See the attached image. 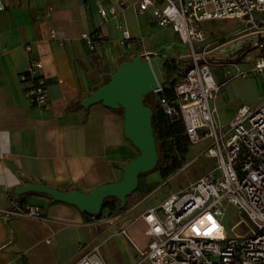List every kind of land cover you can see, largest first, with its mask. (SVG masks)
I'll return each mask as SVG.
<instances>
[{
  "label": "crops",
  "instance_id": "1",
  "mask_svg": "<svg viewBox=\"0 0 264 264\" xmlns=\"http://www.w3.org/2000/svg\"><path fill=\"white\" fill-rule=\"evenodd\" d=\"M2 2L5 8L0 11V264H73L95 247L107 264H135L137 251L132 242L143 249L150 239L143 214L155 208L163 196L150 200V196L141 197L140 191H134L127 196L124 208L118 212L110 210L108 219L95 222L85 220V212L76 205L28 190L21 192L20 199L42 207L43 218L25 216L7 221L3 219V210L11 196L27 183L91 191L97 185L121 180L120 166L137 152L124 134L121 110L102 102L84 107L80 101L107 82L122 59H133L139 51L159 48L168 51L170 58L178 59L184 54V45L170 28L156 27L149 22L148 14L130 9L124 13L131 43L121 44L114 21H104L98 14L99 5L106 0ZM48 6L52 7L51 15L45 16ZM93 30H101L106 38L101 47L91 52L82 34ZM176 41L184 51L172 56ZM256 54V49L245 53L231 45L218 51L224 59H242L245 64ZM166 57L159 52L152 58L155 72ZM34 58L42 61L40 73L47 83L49 110L28 102L20 77ZM233 83L235 80L227 82L222 92L230 104L226 108L221 106L222 95L218 100V113L224 112V116L220 113L221 120L231 118L240 106L232 99L236 90ZM258 92L255 104L264 98V91ZM76 102L80 107L67 110ZM121 227L132 242L119 232Z\"/></svg>",
  "mask_w": 264,
  "mask_h": 264
},
{
  "label": "built area",
  "instance_id": "2",
  "mask_svg": "<svg viewBox=\"0 0 264 264\" xmlns=\"http://www.w3.org/2000/svg\"><path fill=\"white\" fill-rule=\"evenodd\" d=\"M4 8L0 0V11ZM127 9L148 14L152 25L170 28L184 45L186 53L174 59L180 75L167 86L169 95L159 82L152 94L167 124L179 123L190 143L204 145L199 154L214 163L197 180L171 190L143 214L150 237L143 249L132 242L124 227L119 229L136 248L135 264H264V98L256 104H241L227 122L218 113V100L227 82L253 76L264 81V0H106L99 5L98 14L104 21H114L119 41L126 46L132 39L124 13ZM51 10L45 8L44 15L50 16ZM227 19L241 25L237 36L224 45L212 46L203 22ZM51 35L55 37L54 30ZM105 38L101 30L82 34L91 52L101 47ZM229 45L238 50L255 48L257 54L247 64L242 59L220 57L219 48ZM138 53L150 64L159 54ZM212 67L221 70L223 80L215 78ZM41 69L42 61L31 59L20 77L28 102L49 110ZM167 182L166 178L163 185ZM20 198L21 194L11 196L3 210L4 220L43 218L42 207ZM230 205L236 214L248 217L251 226L247 233L235 230L247 224L241 219L227 229L225 216ZM109 212V208L98 214L85 211V220L108 219ZM73 264L107 263L95 247Z\"/></svg>",
  "mask_w": 264,
  "mask_h": 264
},
{
  "label": "water",
  "instance_id": "3",
  "mask_svg": "<svg viewBox=\"0 0 264 264\" xmlns=\"http://www.w3.org/2000/svg\"><path fill=\"white\" fill-rule=\"evenodd\" d=\"M157 83L156 73L150 62L137 53L133 59L123 60L107 82L97 86L94 92L80 101L84 107L102 102L107 107L123 110L124 134L137 148L138 154L120 166L123 174L121 180L97 185L91 191L75 188L59 190L44 183H27L15 193L20 195L24 190L43 192L91 214L102 211L106 198L114 196L119 200L120 208H124L127 196L137 190L141 173L154 170L158 162L157 144L152 129L153 111L143 100L145 95L157 88Z\"/></svg>",
  "mask_w": 264,
  "mask_h": 264
},
{
  "label": "rangeland",
  "instance_id": "4",
  "mask_svg": "<svg viewBox=\"0 0 264 264\" xmlns=\"http://www.w3.org/2000/svg\"><path fill=\"white\" fill-rule=\"evenodd\" d=\"M202 25L204 27L206 34L208 35V40L211 41L212 43V46H218L219 43L221 42L220 40L223 39L227 40L229 38L237 36V32L241 27V25L237 21L232 19H227L224 21L213 20L209 22H203ZM171 49L172 52H170V55L172 56L184 51V49H182V47L179 45L177 41L173 44ZM242 49L245 51V53L247 52L253 53L255 48L253 49L251 47H247V48L243 47ZM156 51L158 53L162 52L168 56L162 59L159 69H156L157 73L156 72L155 73L157 76V80L161 85L169 86V84L175 82L176 78L180 75L179 72L180 70L177 67L176 60L170 58L171 56H169L168 51H165L163 48H159V51L158 50ZM184 53H186V49ZM153 61L156 62L157 60L154 59ZM211 69L213 70V74L217 80L224 79L223 76L221 75V70L219 68L212 67ZM245 81L250 82V85L242 86V84H244ZM233 84L234 86H236V90L235 93L233 94L232 99L236 104V106H239L241 104H247V105L255 104V100L258 98V94H257L259 93L258 91L260 90L264 91V81L259 76L240 78L235 80V83ZM238 86L240 87L238 88ZM221 98H223L221 106L223 105L226 108V106L229 105L230 103L227 102V98L226 96H224V94L222 95ZM146 100L148 105L151 106V109L153 111L152 122L154 121V126L156 129L155 135L158 138V142L165 143L163 141L166 140L163 139L162 136L166 132V129H164V127L167 124L164 125V122L159 118L158 115L159 111L157 108V102L155 100L154 94L150 93V95L146 97ZM220 113L221 116H224V112L220 111ZM222 119L224 120V121L222 120L223 122H227V120L230 119V116ZM176 129L181 130L179 126H177ZM176 136H179L181 138L180 140L181 147L176 151V157L178 158L181 167L175 170L174 172H171V174L167 177L163 176L158 166L152 171L141 173L139 177L138 186L136 188L137 190H135L138 192L140 191L139 196L141 197L150 196L148 197L150 200L152 199L155 200L157 196L165 197L168 193H170L171 190L177 189L179 188V186H184L188 181L197 180L201 175L205 174L206 171L210 170L214 166L212 160L204 158L199 154L200 150L204 146L202 143H198L197 145H194L193 143H190L186 139V137L183 136L182 133L180 135L179 133H177ZM137 154H138V150L136 152V155ZM166 178L168 179V182L166 184L167 186H164L163 183ZM105 204L106 206L104 208H109V211L111 210L114 212H118L121 209L119 200L114 196L107 198L105 200ZM238 219L246 221L247 224L245 225L243 224L239 228H236L235 230L241 234L247 233L249 231L248 227L251 226L248 217L246 215L240 216L236 214V209L232 205L228 206V211L225 216V224L227 229L229 230L231 224L235 223Z\"/></svg>",
  "mask_w": 264,
  "mask_h": 264
},
{
  "label": "trees",
  "instance_id": "5",
  "mask_svg": "<svg viewBox=\"0 0 264 264\" xmlns=\"http://www.w3.org/2000/svg\"><path fill=\"white\" fill-rule=\"evenodd\" d=\"M220 41L221 42L219 44H223L226 40L223 39ZM123 60H125V59H122V61ZM108 79H109V77H108ZM108 79H107V81H108ZM172 83H171V85H172ZM165 93H166V95H169V93H170V89L167 86H165ZM149 95L150 94H147L143 97V100H144L146 105H148L146 97H148ZM80 105L81 104L79 102L73 103L67 107V110L76 109V108L80 107ZM148 106L151 108L150 105H148ZM119 109L121 110V114L123 115V110L121 108H119ZM158 115H159V118L164 122V125H166L167 121H166L164 114H162L159 111ZM177 126H179V128L181 130L176 129ZM152 129H154L155 142L157 144V151H158V162H157V165L155 166V168L158 166V168L160 169V172L163 174V176L167 177L171 174V172H174L175 170H177L178 168L181 167L180 162H179L178 158L176 157V151L181 147V143H180L181 138L179 136H176V135H177V133H179V135L182 133L183 136L185 137L184 132H183L184 129L182 128V126L179 123H175L172 125L167 124L164 127V129H166V132L162 136V138L167 141V142L163 141L165 143H159L158 142V138L155 135L156 129L154 126V121L152 122ZM104 204H105V202H104ZM105 206H106V204H105Z\"/></svg>",
  "mask_w": 264,
  "mask_h": 264
}]
</instances>
